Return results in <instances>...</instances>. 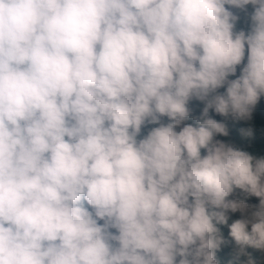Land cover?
I'll return each mask as SVG.
<instances>
[{"label": "clouds", "instance_id": "1", "mask_svg": "<svg viewBox=\"0 0 264 264\" xmlns=\"http://www.w3.org/2000/svg\"><path fill=\"white\" fill-rule=\"evenodd\" d=\"M261 96L264 0H0V264H216L229 210L264 250V159L209 116Z\"/></svg>", "mask_w": 264, "mask_h": 264}, {"label": "trees", "instance_id": "2", "mask_svg": "<svg viewBox=\"0 0 264 264\" xmlns=\"http://www.w3.org/2000/svg\"><path fill=\"white\" fill-rule=\"evenodd\" d=\"M225 8L233 12L238 16L235 22L234 32L243 30L245 34L250 31L251 27V13L253 6L251 4L245 6V10L237 9L230 5H225ZM247 62V46L245 47V58L241 65L237 66L235 76H229L228 79H235L240 75V70ZM225 87L217 89V93H223ZM188 107L190 109L189 116L185 119L184 124H191L196 127L197 118L200 117V113L204 107V102L192 99L189 101ZM209 116L218 122H223L226 125L228 135H215L214 140H220L226 144L233 146L235 149L244 151L253 157V163L257 159H264V96L260 97L259 102L256 104L252 111L251 119H233L232 116L224 117L215 113L212 109L209 110ZM161 122L167 124L169 122L167 117H162ZM157 124H147L142 126L140 136L137 139L143 138L154 127H158ZM183 125H181L182 127ZM180 129L177 128L176 131ZM251 132L249 135L248 132ZM201 156L206 155V149L200 150ZM229 200H242L249 205V209L243 215H248L252 211H256L259 206L260 198L254 195H250L241 189L235 188L231 195L225 198ZM209 211H220V209L209 208ZM227 222L224 224L217 223L215 220L213 223L219 229L218 235L222 238L223 243L219 249L215 251L216 264H264V250L257 249L251 246H243V248L236 244L234 239L230 235V225L238 219L243 218L240 211L232 212L226 211ZM103 223V221H99ZM250 230V226L249 229ZM111 231H115L112 229ZM179 259V258H177Z\"/></svg>", "mask_w": 264, "mask_h": 264}]
</instances>
